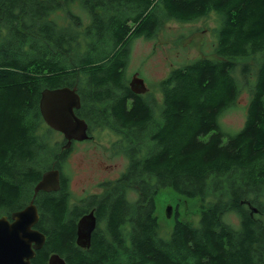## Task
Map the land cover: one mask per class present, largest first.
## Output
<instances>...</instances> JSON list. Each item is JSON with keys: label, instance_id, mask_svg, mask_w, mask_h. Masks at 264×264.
I'll return each instance as SVG.
<instances>
[{"label": "trees", "instance_id": "16d2710c", "mask_svg": "<svg viewBox=\"0 0 264 264\" xmlns=\"http://www.w3.org/2000/svg\"><path fill=\"white\" fill-rule=\"evenodd\" d=\"M69 1L0 0V216L25 207L43 172L62 169L69 154L51 143L54 129L40 111L45 88L77 86L78 115L121 135L129 164L83 205L70 204L63 173L59 190L37 193L35 227L46 241L32 263L48 264L57 252L67 264H264V0H73L90 13L85 44ZM211 10L223 20L217 58L172 69L155 113L125 77L133 39L154 37L165 19ZM246 87L245 124L228 135L220 116ZM166 186L203 202L216 196L202 203L197 225L176 216L167 239L155 213ZM93 208L98 224L84 248L77 221ZM229 211L239 227L224 221Z\"/></svg>", "mask_w": 264, "mask_h": 264}, {"label": "rangeland", "instance_id": "374dc122", "mask_svg": "<svg viewBox=\"0 0 264 264\" xmlns=\"http://www.w3.org/2000/svg\"><path fill=\"white\" fill-rule=\"evenodd\" d=\"M68 8L82 21L81 25H74L79 32L80 39L85 44L87 38L85 27L91 23L90 13L78 1L70 0ZM63 22L69 23L70 21L64 19ZM222 24V16L216 10H211L205 16L188 21L165 19L163 26L159 28L154 37L133 39L125 72L127 83H130L135 74L140 76L147 87L143 96L153 101L155 113H158L163 100L160 81L172 69L196 59L202 57L216 59L215 47L218 42V30ZM235 72L237 77L244 81L240 68ZM254 79L250 80L254 82ZM243 84L245 85L244 82ZM250 97L249 89L244 88L238 101L220 116V125L228 135L235 134L243 128ZM91 129L93 139L75 141L61 169L67 179L71 205H83L84 201L87 203L86 198L94 193H102L105 189L103 184L122 175L129 164L125 153L126 142L121 135L107 127L91 126ZM50 138L53 145L58 144L59 147H64L66 140L62 132L54 129ZM128 197L132 201L135 200L137 192L130 191ZM215 199L216 196L211 194L205 197L203 202L201 196L188 197L173 187H162L156 195L155 213L160 224L159 235L166 239L169 238L176 216L197 225L202 203L207 204ZM169 206L173 208L171 216L167 214ZM258 216L261 217L259 214ZM223 219L234 227H239L241 223V217L234 211L223 214Z\"/></svg>", "mask_w": 264, "mask_h": 264}, {"label": "water", "instance_id": "95a60500", "mask_svg": "<svg viewBox=\"0 0 264 264\" xmlns=\"http://www.w3.org/2000/svg\"><path fill=\"white\" fill-rule=\"evenodd\" d=\"M130 88L138 94L147 90L144 80L134 75L130 81ZM81 107V95L77 86H59L45 88L41 93L40 111L44 121L51 128L60 131L65 137L64 148L71 147L74 140H85L90 137L88 121L76 112ZM61 169L51 167L43 172L41 179L34 188V195L30 202L19 210L0 216V264H33L32 258L36 251L43 247L46 235L35 227L40 219L38 207L35 203L39 191H57L61 188ZM252 214L259 212V208L251 205ZM173 208L167 209L171 216ZM98 224L95 209L84 213L77 221L76 242L79 246L88 248L91 245L92 234ZM48 264H67L59 253H52Z\"/></svg>", "mask_w": 264, "mask_h": 264}, {"label": "flooded vegetation", "instance_id": "af4514ba", "mask_svg": "<svg viewBox=\"0 0 264 264\" xmlns=\"http://www.w3.org/2000/svg\"><path fill=\"white\" fill-rule=\"evenodd\" d=\"M78 92H79V91H78ZM80 95H81V94H80ZM78 109H80V108H78ZM76 112H77V110H76ZM88 123H89V129H88V132H89V134H90V137L87 138L86 140H88V139H93V135H92V133H91V130H92V129H91V126H96V125L90 124V122H88ZM96 127H98V126H96ZM99 128H100V127H99ZM75 141H79V140H74L73 143H72V145H71V147L68 148L69 150H71V148L73 147V144H74ZM82 141H85V140H82ZM69 152H70V151H69ZM61 179H62V177H61ZM8 217H9L10 220H12V218H11L10 215H8ZM263 217H264V216H263ZM35 256H36V255H35ZM35 256H34V257H35ZM34 257H33V258H34ZM33 258H32V262H33Z\"/></svg>", "mask_w": 264, "mask_h": 264}]
</instances>
